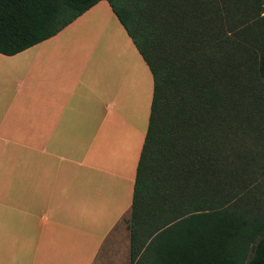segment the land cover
I'll use <instances>...</instances> for the list:
<instances>
[{"label":"trees","instance_id":"obj_1","mask_svg":"<svg viewBox=\"0 0 264 264\" xmlns=\"http://www.w3.org/2000/svg\"><path fill=\"white\" fill-rule=\"evenodd\" d=\"M101 0H0V53ZM153 80L130 264H264V0H106Z\"/></svg>","mask_w":264,"mask_h":264},{"label":"crops","instance_id":"obj_2","mask_svg":"<svg viewBox=\"0 0 264 264\" xmlns=\"http://www.w3.org/2000/svg\"><path fill=\"white\" fill-rule=\"evenodd\" d=\"M46 40L0 53V264H130L125 219L145 134L137 143L122 118V82L106 99L90 57ZM92 81L102 93H87Z\"/></svg>","mask_w":264,"mask_h":264},{"label":"rangeland","instance_id":"obj_3","mask_svg":"<svg viewBox=\"0 0 264 264\" xmlns=\"http://www.w3.org/2000/svg\"><path fill=\"white\" fill-rule=\"evenodd\" d=\"M107 5L106 11L101 7ZM109 3L103 0L96 8L88 12L83 18L74 22L68 27H64L57 34L46 40V45H75L70 50L71 56H83L86 59L90 57L89 75L98 71L107 75V85L110 91H106L105 98H112L117 92L116 86L120 81L121 92L119 97L122 101V112L125 120L133 126L137 143L144 137L146 132L148 118L150 113V103L153 91L152 75L132 43L130 37L120 24L114 12L109 9ZM76 46H87L88 48L80 49ZM73 51V52H72ZM71 58L67 57L66 59ZM86 77V75H85ZM96 77V76H95ZM91 79L90 77H87ZM86 78V81L88 79ZM97 84H101V78L96 77ZM111 83V85H110ZM95 82H90L87 93L91 96L93 93H102V91H94ZM91 86V87H90ZM130 94V96H129ZM135 96H134V95ZM92 102V104H94ZM126 117V118H125ZM124 123V122H122ZM122 126L120 131L125 130ZM128 130L126 129L125 132ZM119 225L115 227V231H119Z\"/></svg>","mask_w":264,"mask_h":264}]
</instances>
